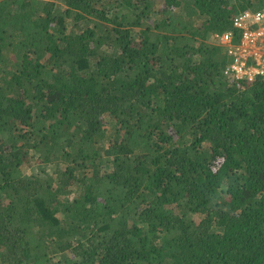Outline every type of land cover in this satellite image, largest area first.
Here are the masks:
<instances>
[{
	"label": "trees",
	"instance_id": "trees-1",
	"mask_svg": "<svg viewBox=\"0 0 264 264\" xmlns=\"http://www.w3.org/2000/svg\"><path fill=\"white\" fill-rule=\"evenodd\" d=\"M263 6L0 0V264H264V80L208 42Z\"/></svg>",
	"mask_w": 264,
	"mask_h": 264
},
{
	"label": "built area",
	"instance_id": "built-area-1",
	"mask_svg": "<svg viewBox=\"0 0 264 264\" xmlns=\"http://www.w3.org/2000/svg\"><path fill=\"white\" fill-rule=\"evenodd\" d=\"M232 29L211 35V40L220 46L231 60L224 74L236 81L252 83L264 80V6L245 11L233 20Z\"/></svg>",
	"mask_w": 264,
	"mask_h": 264
},
{
	"label": "rangeland",
	"instance_id": "rangeland-1",
	"mask_svg": "<svg viewBox=\"0 0 264 264\" xmlns=\"http://www.w3.org/2000/svg\"><path fill=\"white\" fill-rule=\"evenodd\" d=\"M58 2L60 3V1H58ZM208 42L214 44V42H213L210 38L208 39ZM30 155H31V154H30ZM31 157L36 158L37 156L34 155V156H31ZM25 165H26V167H27V173H30V169H34V167H35V165H36V161H35V160H30V161L27 162ZM46 168H47V172H48L49 175H50L51 171L53 170V167L50 166V165H48V166H46Z\"/></svg>",
	"mask_w": 264,
	"mask_h": 264
},
{
	"label": "clouds",
	"instance_id": "clouds-1",
	"mask_svg": "<svg viewBox=\"0 0 264 264\" xmlns=\"http://www.w3.org/2000/svg\"><path fill=\"white\" fill-rule=\"evenodd\" d=\"M211 39V38H210Z\"/></svg>",
	"mask_w": 264,
	"mask_h": 264
}]
</instances>
